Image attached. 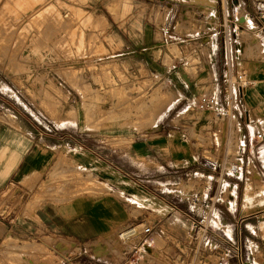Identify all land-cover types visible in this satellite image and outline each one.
Instances as JSON below:
<instances>
[{"label": "crops", "instance_id": "0c3cea01", "mask_svg": "<svg viewBox=\"0 0 264 264\" xmlns=\"http://www.w3.org/2000/svg\"><path fill=\"white\" fill-rule=\"evenodd\" d=\"M221 1L226 2L229 19L214 32L213 50L207 61L208 73L214 74V88L210 83L202 91L206 90L203 95L216 96L225 108L235 113L232 117L199 110L196 73L191 67V72L169 71L163 64L166 44L157 39L147 40L142 37V30L138 38L118 39L113 33V39L105 44L110 48L120 46L123 50L119 55L133 62L135 58L148 64L150 60L156 62L162 79L174 80V102L170 107L171 102L165 99L169 109L158 120L141 124L142 135L134 137L135 132L129 129L107 134L86 126L75 130L77 134L73 135L64 131V125L39 122L22 105L7 104L9 108L0 110V241L9 232L17 237L29 234L31 238L50 239L53 242L50 250L61 254L67 264H134L135 255L127 249V244L130 242L133 249L138 248L140 239L133 243V232L142 222H149L146 227L151 228L149 233L143 230L144 236L162 233L167 228H171L169 234L174 238L188 235L184 254L171 253L172 264H177L179 258H182L179 264H219L227 247L222 239L236 240L235 232L241 246L242 239L250 237L264 245L261 242L264 196L263 200H253L241 187V173L248 174V167L242 168L241 176L222 180L218 168L211 165L233 157L230 150L241 145L243 166L251 159L255 176L264 183V50L261 49L264 48V0ZM98 2L92 0L89 4ZM74 5L86 7V3ZM6 6L4 10L10 7ZM131 22H135L133 17L123 21V26L139 31L132 28ZM243 73L251 85L246 89L236 85L233 91L231 78ZM259 132L262 139L256 137ZM202 148L217 157L221 152V160H210L196 169L197 159L205 158L200 153ZM69 168L73 170L71 177L57 175ZM180 175L200 182L199 188L197 184L188 185L187 200L165 194L167 183ZM69 178L74 179L69 181ZM44 182L47 183L45 194L40 189ZM221 182L222 188L218 185ZM69 183H76L80 191L77 197L66 200L61 190ZM227 183L233 190L227 191ZM54 184L60 188L48 190ZM214 195L218 197L215 206L211 205ZM195 197L211 205V210L193 209L195 214H211V221L218 214L232 227L214 225L225 236L219 234L222 239H216L214 250H207L192 238L188 211L192 210L191 201ZM19 198L24 202L35 199L39 204L34 214L20 224L17 213L21 200L11 209ZM233 200L235 204L231 203ZM134 203L143 206V215L133 214ZM251 218L254 220L249 221ZM252 226L257 229L255 232ZM123 230L127 233L125 241L119 235ZM42 243L48 246L45 241L37 244ZM145 244L142 243L147 251L144 262L137 264H159L153 260L161 250L155 253L149 243ZM226 264L237 263L228 260Z\"/></svg>", "mask_w": 264, "mask_h": 264}, {"label": "rangeland", "instance_id": "374dc122", "mask_svg": "<svg viewBox=\"0 0 264 264\" xmlns=\"http://www.w3.org/2000/svg\"><path fill=\"white\" fill-rule=\"evenodd\" d=\"M91 1L0 0V27L2 26L0 28V45H2L0 46V110L9 108L7 104L22 105L36 116L39 122L53 123L55 126L64 125L66 126L64 131L73 135L77 134L75 130H80L84 126L102 130L107 134L110 131L129 129L135 132L134 137L142 135L141 124L158 120L165 110L169 109V107L166 109V105L163 106L162 103L165 101L162 99L170 101V107L174 102L176 98L172 83L174 80L162 79V75L157 73L161 68L156 62L150 60L151 63L148 64L136 60L138 58H135L133 62L119 55L123 50L120 46L116 48L105 46L113 39V33L117 34L118 39L138 38L141 36L139 35L141 30L142 37L147 40L157 39L166 44L163 64L169 71L175 73L193 70L192 72L196 73L200 92L196 98L197 101L206 93V90L203 92L202 88L210 83H212L211 88H214V74L208 73L207 61L210 60L213 50L214 32H217L220 23H227L229 19L226 2L221 0H99L97 5H91L89 4ZM77 2L86 3V7L74 5ZM9 4L11 6L3 10V7ZM94 12L102 13L95 15ZM3 15L8 17L7 20L6 17L3 18ZM131 17L135 21L131 22V25L134 24L132 28L139 31L134 32L131 28L127 29L123 26V21ZM17 39L21 42L19 43ZM261 49L264 50L263 47ZM217 81L219 79L215 81V86ZM231 85L235 91L237 84L231 83ZM155 106L160 107L159 112ZM198 138L203 140L204 136L198 135ZM200 151L205 158H198L195 168L207 164L210 160H221V152H218L217 157L210 151H206V148ZM67 152L68 147L65 148V153ZM230 152L233 157L224 158V162L235 160L237 146ZM220 162L222 164V161ZM245 167H248L249 173H241L242 189H245L247 197L263 200L264 183L259 181V176H255L253 161L249 159L246 164L244 163L243 168ZM56 170L55 167L54 171ZM72 172L73 170L69 168L66 171H59L57 175L71 177ZM243 172H245L244 169ZM77 174L79 175V172ZM72 179L69 178V181ZM199 183L192 178L187 180L186 176L180 175L167 183L165 194L187 200L190 196L188 185L197 184L199 188ZM202 183L206 184V182ZM46 185L47 183L44 182L40 186L44 194L47 192ZM64 186L66 188L61 191L65 193L66 200L77 197L80 189L76 183L64 184ZM83 186L85 185H81ZM58 188L60 186L54 184L50 185L48 190ZM231 190L233 189L228 184L227 191ZM20 200L21 198L16 200L11 209ZM231 203L235 204V200ZM38 206L35 199H28L25 202L21 200L20 210L17 213V219L21 221L18 223L24 222L22 220L25 217L33 215ZM131 207L134 215H143L141 204L134 203ZM193 209L195 208L192 207ZM253 220L249 219V221ZM220 224L229 226L218 214H214L210 223L212 229L217 232L214 225L220 226ZM146 226H149V222H142L133 232V243L136 242L135 239H140L138 248L141 255L138 248L133 249L130 242L127 244V249L135 255L134 264L144 262L143 257L147 251L144 250L142 243H149L155 253L161 250L153 260L155 263L172 264V252H180L181 256L184 254L188 240L187 234H180L179 238H174L169 234L171 228H167L163 229L162 233L144 236L142 232ZM251 230L255 232L257 229L252 226ZM125 233L124 230L119 232V235H122L121 241L126 240ZM235 234L236 240L228 239V241L240 244L237 232ZM44 241L48 246L44 243L37 244ZM242 241L243 255L247 263L264 264V245L253 237L243 238ZM52 244L50 239L46 241L31 238L29 234L17 237L9 232L0 241V264H67L61 254H55L50 250L49 246ZM146 248L149 249V245ZM179 260L181 261L182 258ZM180 261L176 263L179 264Z\"/></svg>", "mask_w": 264, "mask_h": 264}, {"label": "built area", "instance_id": "2783aa9c", "mask_svg": "<svg viewBox=\"0 0 264 264\" xmlns=\"http://www.w3.org/2000/svg\"><path fill=\"white\" fill-rule=\"evenodd\" d=\"M245 74H238L235 78H231V83H236L240 86L241 89L248 88L251 84L246 77ZM198 109L201 111H216L218 114L222 116L232 117L235 113L232 110L225 108L219 101V99L214 95H203L198 101ZM232 115V116H231ZM256 137L258 139L263 138V134L261 132L257 133ZM238 152L234 161H225L222 164H211L214 169L218 168L219 177L223 180L227 177L237 176L242 172L243 164L241 158L242 147L239 145ZM222 183L218 184L220 188H222ZM218 202V197H215L211 201V205L216 204ZM192 206L196 210H201L206 207V209L211 210V205L205 201L199 200L197 197L193 198L191 201ZM194 210L188 211V218L191 220L193 225V240L202 243L206 247L207 250H214V242L216 239L221 238L218 233H216L210 223H211V214H195ZM150 227H145L144 233L150 232ZM127 234V233H125ZM122 236V235H120ZM222 239V238H221ZM225 247L222 255L219 259V264H226L227 261H235L237 264H248L247 259L243 255L242 246L240 244L231 243L226 238L222 239Z\"/></svg>", "mask_w": 264, "mask_h": 264}, {"label": "bare ground", "instance_id": "6f19581e", "mask_svg": "<svg viewBox=\"0 0 264 264\" xmlns=\"http://www.w3.org/2000/svg\"><path fill=\"white\" fill-rule=\"evenodd\" d=\"M9 2H10V1H9ZM11 3H12V2H11ZM30 3H31V2H30ZM41 3H42V2H41ZM13 4H14V3H13ZM18 4H19V3H18ZM8 6H11V5H8ZM26 6H27V5H26ZM26 6H25V7H26ZM60 6H61V5H60ZM0 7H1V6H0ZM6 7H7V6H6ZM14 7H15V6H14ZM19 7H20V6H19ZM3 8H4V7H3ZM26 8H28V7H26ZM0 9H1V8H0ZM20 9H21V8H20ZM44 9H45V8H44ZM3 10H4V9H3ZM3 10H2V11H3ZM35 10H36V9H35ZM8 11H9V10H8ZM50 11H51V10H50ZM14 12H15V11H14ZM38 12H39V11H38ZM41 12H42V10H41ZM19 13H21V12H19ZM58 13H59V12H58ZM5 14H6V13H5ZM34 14H35V13H34ZM37 14H38V13H37ZM41 14H42V13H41ZM44 14H45V13H44ZM47 14H48V11H47ZM50 14H51V13H50ZM53 14H54V13H53ZM7 15H8V14H7ZM11 15H12V14H11ZM3 16H4V15H3ZM9 16H10V15H9ZM51 16H52V14H51ZM59 16H60V15H59ZM5 17H6V20H7L8 17H7V16H4L3 18H5ZM10 17H11V16H10ZM30 17H31V16H30ZM3 18H2V19H3ZM18 18H19V17H18ZM27 18H28V17H27ZM9 19H10V18H9ZM39 19H40V18H39ZM44 19H45V18H44ZM46 19H47V18H46ZM49 19H50V18H49ZM51 19H52V18H51ZM0 20H1V19H0ZM11 20H12V19H11ZM13 20H15V19L13 18ZM33 20H35V19H33ZM40 20H41V19H40ZM8 21H9V23H11L10 20H8ZM27 21H28V20H27ZM43 21H44V20H43ZM45 21H46V20H45ZM5 22H6V21H5ZM29 22H31V21H29ZM29 22H28V23H29ZM40 22H41V21H40ZM40 22H39V23H40ZM51 22H52V21H51ZM20 23H21V22H20ZM20 23H19V24H20ZM34 23H35V22H34ZM37 23H38V22H37ZM6 24H7V22H6ZM47 24H48V23H47ZM49 24H50V23H49ZM1 25H3V24H1ZM13 25H14V24H13ZM33 25H34V24H33ZM3 26H4V25H3ZM7 26L9 27V25H7ZM10 26H11V25H10ZM35 26H36V25H35ZM1 27H2V26H1ZM1 27H0V28H1ZM41 27H42V25H41ZM48 27H49V26H48ZM9 28H10V27H9ZM36 28H37V27H36ZM46 28H47V26H46ZM12 29H13V28H12ZM49 30H50V29H49ZM1 31H2V30H1ZM38 31H39V30H38ZM42 31H43V30H42ZM50 31H51V30H50ZM3 33H5V32H3ZM39 33H40V32H39ZM39 33H38V34H39ZM12 34H14V33H12ZM17 34H18V33H17ZM44 34H45V33H44ZM3 35H4V34H3ZM33 35H34V34H33ZM4 36H5V35H4ZM6 36H7V34H6ZM9 36H11V35H9ZM25 36H26V35H25ZM40 36H41V33H40ZM18 37H19V36H18ZM47 37H48V36H47ZM47 37H46L45 39H47ZM0 38H1V37H0ZM2 38H3V37H2ZM4 38L7 39V37H4ZM20 38H21V37H20ZM40 39H41V38H40ZM7 40H8V39H7ZM15 40H16V39H15ZM15 40H14V41H15ZM21 40H22V38H21ZM23 40H24V39H23ZM5 41H6V40H5ZM17 41H18V39H17ZM19 41H20V40H19ZM19 41H18V42H19ZM46 41H47V40H46ZM48 41H49V40H48ZM48 41H47V42H48ZM9 42H11V41H9ZM20 42H21V41H20ZM20 42H19V43H20ZM33 42H34V41H33ZM40 42H41V41H40ZM34 43H35V42H34ZM34 43H33V44H34ZM38 43H39V42H38ZM42 43H43V42H42ZM42 43H40V44H42ZM13 44H14V43H13ZM13 44H12V46H13ZM47 44H48V43H47ZM5 45H6V43H5ZM0 46H2V45H0ZM38 46H39V45H38ZM43 46H44V45H43ZM13 48H15V46H13ZM16 48H17V47H16ZM18 48H19V47H18ZM33 48H34V47H33ZM253 49H255V48H253ZM256 49H257V48H256ZM17 50H18V49H17ZM247 50H248V49H247ZM19 51H20V50H19ZM30 51H31V50H30ZM248 51H249V50H248ZM11 52H12V51H11ZM13 52H15V50H13ZM16 52H18V51H16ZM16 54H17V53H16ZM251 54H252V53H251ZM256 54H257V53H256ZM262 54H263V53H262ZM248 55H249V54H248ZM260 55H261V54H260ZM7 56H8V55H7ZM10 56H11V55H10ZM10 56H9V58H10ZM1 58H2V57H1ZM248 58H249V57H248ZM251 58H252V56H251ZM2 59H3V58H2ZM18 64H19V63H18ZM11 65H12V64H11ZM19 65H20V64H19ZM15 67H16V66L14 65V68H15ZM112 67H113V66H112ZM9 68H10V67H9ZM11 69H12V68H11ZM109 69H110V68H109ZM53 87H54V86H53ZM78 92H79V91H78ZM80 92H82V91H80ZM159 95H160V93H159ZM90 97H91V96H90ZM152 98H153V97H152ZM102 99H103V98H102ZM153 99H154V98H153ZM46 100H47V99H46ZM162 100L165 101L164 99H162ZM136 101H137V100H136ZM140 101H141V100H140ZM142 101H143V100H142ZM142 101H141V102H142ZM150 101H151V100H150ZM160 101H161V100H160ZM160 101H159V103H160ZM55 103H56V101H55ZM84 103H85V102H84ZM144 103H145V102H144ZM165 103H166V102H165ZM165 103H162V104H164L163 106L166 105ZM91 104H92V103H91ZM160 104H161V103H160ZM170 104H171V103H170ZM170 104H169V105H170ZM169 105H168V106H169ZM84 106H85V105H84ZM153 106H154V105H153ZM130 107H131V106H130ZM156 107H157V106H155V108H156ZM49 108H50V107H49ZM153 108H154V107H153ZM157 108H158V107H157ZM161 108H162V107H161ZM163 108H164V107H163ZM166 108H167V105H166ZM51 109H52V108H51ZM130 109H131V108H130ZM132 109H133V108H132ZM132 109H131V110H132ZM136 109H137V108H136ZM159 109H160V107L158 108V111H157V112H159ZM138 110H139V109H138ZM129 111H130V110H129ZM153 111H154V110H153ZM160 112H161V110H160ZM127 113H128V112H127ZM129 114H130V113H129ZM142 114H143V113H142ZM157 114H158V113H157ZM143 115H144V114H143ZM143 115H142V116H143ZM58 116H59V115H58ZM56 118H57V117H56ZM138 118H139V117H138ZM140 119H141V118H140ZM145 119H146V118H145ZM214 227H215V226H214ZM215 230L217 231V233H219L220 235H222V234L218 231V229H217L216 227H215ZM222 236H224V235H222ZM224 237H225V236H224ZM229 240H230V239H229ZM230 241H231V240H230Z\"/></svg>", "mask_w": 264, "mask_h": 264}]
</instances>
